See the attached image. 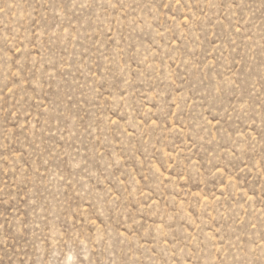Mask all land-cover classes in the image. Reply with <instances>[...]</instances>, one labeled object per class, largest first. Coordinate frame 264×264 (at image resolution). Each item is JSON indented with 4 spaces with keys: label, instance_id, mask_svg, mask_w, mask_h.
Returning <instances> with one entry per match:
<instances>
[{
    "label": "rangeland",
    "instance_id": "obj_1",
    "mask_svg": "<svg viewBox=\"0 0 264 264\" xmlns=\"http://www.w3.org/2000/svg\"><path fill=\"white\" fill-rule=\"evenodd\" d=\"M0 264H264V0H0Z\"/></svg>",
    "mask_w": 264,
    "mask_h": 264
}]
</instances>
